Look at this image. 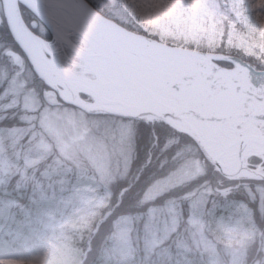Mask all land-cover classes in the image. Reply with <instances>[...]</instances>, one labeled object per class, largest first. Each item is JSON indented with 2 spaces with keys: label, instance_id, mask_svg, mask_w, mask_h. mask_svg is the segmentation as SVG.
I'll use <instances>...</instances> for the list:
<instances>
[{
  "label": "clouds",
  "instance_id": "9594fccd",
  "mask_svg": "<svg viewBox=\"0 0 264 264\" xmlns=\"http://www.w3.org/2000/svg\"><path fill=\"white\" fill-rule=\"evenodd\" d=\"M85 2L98 22L110 20L129 31H134V25H138L135 17L121 20L113 16L111 7L117 0ZM237 2L243 9L239 16L234 10ZM249 2L264 3V0H205L209 16L204 22L200 47L203 49L202 55L225 56L241 67H247L249 76L261 78L257 91L264 92V39L261 38L264 33L257 27L252 36H248L251 29L246 26L245 18L249 16ZM44 3L46 0H42ZM258 11L264 12V9ZM40 19L51 28V44L56 49L59 40L51 19H45L44 16ZM249 23L255 24V19ZM237 57H243V63ZM41 83L42 88H35L36 103L28 112L22 107L10 112L6 103H0V133L20 130L15 142L7 135H0V144L16 147L18 161H22L18 163L17 172L25 180L31 181L35 172L43 166L42 176L54 179V182L65 185L66 189L70 185L75 193H89L83 201L73 195V210L51 222L53 244L66 254V264H264V191L255 208L243 205L235 210L239 215L238 223L250 218V226L244 229L242 224L237 227L222 222L219 217L208 215L212 211L208 205L214 195L210 179H203L191 194L202 199L206 211L202 210L200 215L190 219L189 223L195 229L194 246L188 247L179 257L162 261L153 252L131 247V241L125 254L114 255L112 240L116 236L115 232L106 236L97 246L95 241L101 228L123 203L119 194L111 190V185L116 183L117 178L132 179L130 174L140 150L138 127L132 117L83 109L74 101L65 99L61 89L50 88L43 80ZM45 116L52 129L67 125L74 130L75 135L67 139L63 134L51 135L48 128L41 126ZM128 122L132 123V127L123 128ZM117 130H120L119 134ZM42 140L47 148L37 153L34 148ZM214 171L218 173L217 183L246 179L264 181V169L241 171L238 174L221 168H215ZM186 175L188 179H196L208 177V172L200 169L198 173ZM72 178H75V183L71 182ZM124 191L127 189H120L121 193ZM151 192L152 186L149 185L144 194L148 196ZM114 198L116 204L113 203ZM71 202L65 198V203ZM117 224L118 220L113 221L114 226ZM257 241V252L255 256H250V242Z\"/></svg>",
  "mask_w": 264,
  "mask_h": 264
},
{
  "label": "rangeland",
  "instance_id": "374dc122",
  "mask_svg": "<svg viewBox=\"0 0 264 264\" xmlns=\"http://www.w3.org/2000/svg\"><path fill=\"white\" fill-rule=\"evenodd\" d=\"M133 3L149 6L153 4L166 5L176 13V17L175 19H170L168 16L162 17L161 23L164 25V28L159 29L148 24L139 16L134 15L131 7ZM234 10L238 16L242 14L243 9L239 2L234 4ZM111 11L114 17H119L121 20L135 17L138 25H134L135 30L133 32L137 34L145 35L172 47L200 53L203 52V49L200 47V39L201 33L204 30V22L209 16V9L205 0H124L123 3L121 0H117L115 5L111 7ZM147 11L152 12L153 9L149 7ZM194 13L196 14L195 16H193ZM259 15L260 23L255 21V24H250L245 18L246 26H249L251 29L248 36H252V33L256 31L257 27L261 33H264V12H260ZM26 19L29 23H32L34 17L32 15L26 16ZM2 23L3 12L0 3V25ZM261 38L264 39V36ZM2 43L3 45L8 44L10 46L0 51V58L7 55L8 51L20 53L24 59L25 78L34 88H42L43 84H41L40 80L36 79L23 52L19 48L14 49L15 46L11 42H5L4 40ZM218 64L227 69L232 68L229 62H218ZM0 103L7 104L10 101L5 98L4 100H0ZM13 110L15 108L9 109L10 112ZM128 126V123L123 125L126 129ZM255 126L264 134V124L262 122L255 124ZM117 132L119 134L120 130H117ZM49 133L53 136L63 134L66 139L75 135L74 130L67 125L54 128ZM247 133L251 132L247 130ZM253 134L257 133L253 132ZM36 146L34 151L37 153L41 152L37 151ZM29 147H32V145H29ZM17 156L16 147L10 144H0V178H5V174H7L5 179H0V190H2L3 194L2 198H0V221L3 219L1 216L5 213H12L15 210L24 217L21 220H17V216L15 215L17 212H14V215H11L13 219H11V223L7 227L0 225V250L3 251L5 258L23 257L29 259L35 256L40 258L38 264H66V254L58 246H54L53 244L54 238L51 232V222L54 218L59 219L62 215H67L73 210L75 206L73 195L79 201H83L89 193L83 191L75 193L70 185L66 189L65 185L54 182V179H50L46 175L42 176L41 172L44 171L43 166L40 167L39 171L35 172V176L31 181L25 180L17 172L18 163H22V161H18ZM207 166L202 159L189 160L180 170L170 177L155 183L152 186V192L148 195L149 200H154L165 191L181 187L195 180L188 179L186 174L198 173L200 169H206L209 172V166ZM245 166L251 170L264 169V155L252 156L249 159H245ZM209 176L210 174L208 173ZM71 182L75 183V178H72ZM12 183L15 184V188L10 189ZM262 188L261 186L255 188V193L258 195L257 202L260 201ZM194 191L185 195L182 202L172 200L165 205L151 206L146 218H152L154 220L151 231L146 230L142 226L143 222H141L142 217L140 215L120 217L118 224L114 226L116 236L112 240L115 248L113 254H125L129 250V241H131V247L143 248L145 251L153 252L162 261H167L172 257H179L188 247L194 246L196 237L193 234L195 229L191 227L189 221L193 216L200 215L202 210L206 211L202 199L198 196L191 195ZM251 195H253L252 190L250 192ZM65 198L72 200V202L65 203ZM248 198H250L249 195ZM20 199L28 200L29 205H21L18 202L21 201ZM257 199H252L253 201L251 200V202H255ZM194 203H198L199 206L194 208ZM243 205L249 206L244 200H230L225 204L220 202L213 206L208 205L212 209L208 215L219 217L222 222L237 227H241L242 224V227L247 229L250 226V218L238 223L239 215L235 211L243 207ZM154 209L156 210L155 212H153ZM185 218L189 232L188 236L182 235L179 237L178 234L174 238L180 224ZM12 222H17L22 225V230L12 229L11 227L14 225ZM257 244H259L258 241L250 242L249 248ZM257 247L251 256H255Z\"/></svg>",
  "mask_w": 264,
  "mask_h": 264
},
{
  "label": "water",
  "instance_id": "95a60500",
  "mask_svg": "<svg viewBox=\"0 0 264 264\" xmlns=\"http://www.w3.org/2000/svg\"><path fill=\"white\" fill-rule=\"evenodd\" d=\"M44 5L48 6L49 13L48 15H43L45 19L50 18L52 24L55 22L59 23L61 27L67 28L81 36L88 43V47L91 43L102 40L134 56L149 60L153 64L164 65L171 69H179L181 78L185 84L199 85L209 99L221 97L230 101L228 110L231 115L229 119H238L237 123L241 126L244 123L246 124L251 116L259 117L258 112H244V104L255 107L257 111L264 107V92L257 91L260 87L261 78L249 76L247 67L235 64L230 58H226L225 56L207 57L200 52L163 44L145 35L137 34L120 27L110 20L98 22L97 17L88 8L85 0H46ZM2 6L4 17L7 20V14L12 7L10 0H2ZM38 17L40 18L41 16L38 15ZM15 42L30 62L34 71L33 57L37 63H39L37 57H44L38 49L40 46L39 38L34 33L29 35L26 32H22L18 37V41L15 40ZM66 44L81 60V54L85 51L79 50L71 42L66 41ZM236 59L242 63L244 61L239 57ZM222 61L231 63L233 67L227 69L220 66L218 62ZM55 62L58 69L72 73L70 69L61 66L57 60ZM40 66L44 67L45 65L41 63ZM37 78L40 79L39 76ZM171 87L178 91L180 85L172 84ZM76 104L80 105L83 109H89L85 105H90L81 100V97ZM89 110L115 112L132 117L134 120L163 121L172 129L189 135L197 143L205 158L216 168L234 171L237 174L241 171H254L248 169L244 162L245 158L253 155L251 151L255 145L250 142L254 141L260 146H264V137L261 136L244 135L233 137V133L240 134L234 127L230 128L231 132L229 131L217 136V140L215 138L211 141L204 140L200 126L202 124H214L217 120L212 112L218 115L219 110L212 107L206 108L203 111L195 108L185 110L183 107L173 105L162 98L159 89L154 86H135L111 90L104 104L92 107ZM231 124L234 123L230 122V126ZM252 130L255 131L254 128ZM224 140H227L231 144L225 145L220 143V145H217V143ZM233 143H237L235 144L237 145V163L234 166L226 165L219 159H221L223 153L233 148Z\"/></svg>",
  "mask_w": 264,
  "mask_h": 264
},
{
  "label": "snow or ice",
  "instance_id": "6c2138e0",
  "mask_svg": "<svg viewBox=\"0 0 264 264\" xmlns=\"http://www.w3.org/2000/svg\"><path fill=\"white\" fill-rule=\"evenodd\" d=\"M10 2L12 7L7 14L6 25L8 31L13 34V39L17 41L22 32L32 35L35 31L34 23L27 21L21 9L27 8L34 15L39 16L49 14L48 6L42 4V0H10ZM131 7L134 15L159 29L164 28L161 23L162 17L168 16L170 19L176 17V13L166 5L153 4L149 6L133 3ZM149 7L153 9L152 12L147 11ZM262 8H264V3L249 2V16L246 19L248 21L255 19L257 23H260L258 9ZM195 15L194 13L193 16ZM80 58V70L68 73L58 69L54 60L45 61V66L41 67L33 57L35 75L46 81L50 88L59 87L64 98L75 103L79 101L82 94L95 97L96 105H85L89 109L104 104L111 90L135 86H154L159 89L162 98L185 110L195 108L203 111L209 107L219 110L217 123L200 126L204 140L211 141L230 131L229 117L231 113L228 110L230 101L221 97L209 99L199 85L185 84L179 69L153 64L149 60L134 56L102 40L91 43ZM172 84H179V90L172 88ZM5 98L10 101L7 103L9 109L22 107L25 112L31 110L37 100L35 88L30 85L24 75V59L15 51L8 52L7 55L0 58V100ZM41 126L48 128L49 131L53 130L49 126L46 116L42 118ZM19 131V129H12L6 133H0V135H7L15 142ZM36 147L39 152L45 150L47 145L42 140ZM183 166L184 162L177 160L173 172L180 170ZM230 191V189L225 190L224 195H229ZM261 191H264V188ZM198 206V203L193 204L194 208ZM155 211L154 209L153 212ZM153 224L154 220L148 218L142 223V226L151 231ZM39 259L35 256L29 259L23 257L5 258L3 251L0 250V264H38Z\"/></svg>",
  "mask_w": 264,
  "mask_h": 264
},
{
  "label": "trees",
  "instance_id": "16d2710c",
  "mask_svg": "<svg viewBox=\"0 0 264 264\" xmlns=\"http://www.w3.org/2000/svg\"><path fill=\"white\" fill-rule=\"evenodd\" d=\"M22 11L24 12L25 18L26 16H31L30 12L25 8H23ZM0 29V51H3L8 46H10L8 44L3 45L2 42L4 40L5 42L13 43V45L15 46L14 49H16L17 46L13 41L10 32L8 31V27L4 19L3 23L0 25ZM240 58L244 59L242 57ZM36 79L38 80L37 77ZM12 122L14 121H5V123ZM134 122L138 127V140L140 144L138 159L133 165L132 174H130L132 176L131 181L128 177H125L123 179L117 178L116 183L111 185V190L114 193L119 194L120 199L123 201V203L115 209V212L110 216L108 221L101 228L100 235L96 238L95 241V244L97 246L101 244L106 236H111L112 233H114L115 228L113 225V221H116L120 217L124 216L140 215L142 217L141 222H144L148 216V211L151 206L165 205L172 200H179L182 202L184 196L196 190L202 183L203 179H210L214 188V195L210 200L209 206H213L214 204L220 202L225 204L230 200H244V202L248 203L250 207H256L258 195L257 193H255V188L258 186L264 188V181L246 179L242 181H224L223 183H217L218 173L214 171L215 167L204 158L195 142L189 136L171 129L164 122L146 123L143 120H134ZM128 124L129 126L127 128H131L132 123L128 122ZM178 153H180L181 155L178 156ZM192 159L204 160L205 163L209 166L207 167L210 176L203 178L199 177L181 187L165 191L154 200H149L148 196H145L144 193L149 185L153 186L158 181L166 179L177 172H173L174 164L177 160H181L185 164ZM13 188H15L14 183L10 185V189ZM121 188H126L127 191L121 193ZM217 188L219 189V191H215V189ZM226 189L231 190L229 195L227 196L224 195ZM251 190L253 191V195L250 196ZM248 195L250 198H248ZM2 196V190H0V197ZM255 198L257 200L255 202H251V200H255ZM20 200L21 201L18 202L21 203V205H29L28 200ZM113 203H117V200L115 198L113 199ZM14 212H16V210ZM14 212L3 215V220L1 221L3 227L10 223L9 219H12L11 215H14ZM15 215L17 216V220H21L24 218L21 214ZM5 218L7 219V221L4 220ZM14 227L20 231L22 230V226L20 225H14ZM178 234L179 237H181L182 235L186 237L188 236L189 232L187 230L186 218L180 224L178 232L175 234L174 238H176ZM257 246L258 244L248 249V254L250 256L253 254V251H255Z\"/></svg>",
  "mask_w": 264,
  "mask_h": 264
},
{
  "label": "flooded vegetation",
  "instance_id": "af4514ba",
  "mask_svg": "<svg viewBox=\"0 0 264 264\" xmlns=\"http://www.w3.org/2000/svg\"><path fill=\"white\" fill-rule=\"evenodd\" d=\"M25 9L28 10L27 8ZM29 12L34 17L32 23L36 21L35 31L33 33L40 40L39 42L40 46L38 49L44 55V58L37 57V61L39 63L41 62L42 65H45V61L57 60L61 64V66L70 69L72 73L80 70L81 60L77 57L76 53L72 51L71 48H69V46L66 44V41L71 42L73 46H75L76 48L82 51L83 50L85 51L88 48V43L81 36L75 34L73 31L68 30L67 28L61 27L59 23L55 22L52 24V26L55 27L56 33H59L57 34L59 43L57 45V48L54 49L51 44V28L49 27V25L42 22L41 19L38 17V15H34L31 11ZM81 98L86 100L88 103L93 102V97L87 96V94H82ZM235 129L237 131L247 133V130L250 131L251 127L249 126V124L246 123L245 125L244 124L243 126L240 125Z\"/></svg>",
  "mask_w": 264,
  "mask_h": 264
},
{
  "label": "bare ground",
  "instance_id": "6f19581e",
  "mask_svg": "<svg viewBox=\"0 0 264 264\" xmlns=\"http://www.w3.org/2000/svg\"><path fill=\"white\" fill-rule=\"evenodd\" d=\"M212 113H214V112H212ZM215 114V113H214ZM256 151V150H255Z\"/></svg>",
  "mask_w": 264,
  "mask_h": 264
}]
</instances>
